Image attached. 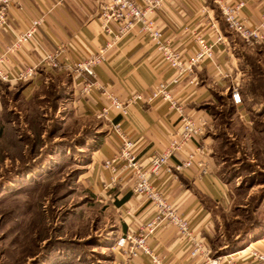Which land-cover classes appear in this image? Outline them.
I'll return each instance as SVG.
<instances>
[{"label": "crops", "instance_id": "0c3cea01", "mask_svg": "<svg viewBox=\"0 0 264 264\" xmlns=\"http://www.w3.org/2000/svg\"><path fill=\"white\" fill-rule=\"evenodd\" d=\"M222 1L235 4L238 0ZM240 1L239 17L244 25L253 27L264 16V0ZM97 7L98 0H15L8 4L6 21L0 24V54L4 53L13 35L22 31L31 19L41 17L33 38L24 41L17 50L4 54L1 65L8 74L36 65L34 76L23 82L20 89V95L25 99H32L34 91L49 75L66 76L67 104L73 116L96 119L97 123L91 130L90 142L93 146L84 187L95 195L99 203L109 205L114 211L117 218L114 238L128 229L136 230L150 216L152 209L145 197L131 192L133 177L128 171L117 172L114 182L108 186L111 171L102 166V160L114 153L120 141L119 135L111 128V122H117L120 133L133 140L139 160L159 152L178 127L175 111L169 110L159 97L148 98L158 82H166L184 111L190 117L200 116L205 128L201 135L192 138L185 146L186 151L195 153L192 165L173 175L161 170L156 176H151L152 184L166 193L172 209L188 220L193 233L209 247L212 254H228L252 241H257V249L264 251V230L252 233L241 241H236L237 234L231 235L233 241L222 240L220 221L231 209L233 199L217 173L211 152L214 114L210 109L226 95L244 122H248L251 115L264 111V103L254 101L246 91L251 75L243 58L244 54L256 55V61L264 69V43L246 45L227 28L211 0H164L153 16V26L161 31L163 39L182 56H189L198 48L195 36L211 45V54L196 64L189 75L172 82L171 68L160 60L147 34L132 26L113 41V35L117 34L116 24L111 22L109 31H102ZM262 32L264 35V29ZM107 42H111L108 47ZM58 45L63 47L58 58L68 63L79 56L105 49L101 63L94 66V79L100 89H93L89 95L82 96L79 94L80 79L76 74L50 69L40 63L45 53L57 52ZM231 85H235L240 94L238 105L232 104L227 95ZM103 89L120 101L131 94L140 98L126 106L124 115L111 106L104 117L96 118L95 111L108 100V96L101 93ZM196 148L200 151H195ZM172 162V159L168 161ZM146 242L161 259V264H202L200 257L188 256L179 234L171 227L157 228L146 238ZM109 250L111 264L126 263L111 246ZM147 261V256L139 255L130 258L127 264H146ZM235 264L259 263L244 257L235 259Z\"/></svg>", "mask_w": 264, "mask_h": 264}, {"label": "rangeland", "instance_id": "374dc122", "mask_svg": "<svg viewBox=\"0 0 264 264\" xmlns=\"http://www.w3.org/2000/svg\"><path fill=\"white\" fill-rule=\"evenodd\" d=\"M65 77L32 99L0 82V264H111L117 218L84 187L97 122L73 116ZM213 106L211 152L233 199L219 230L244 240L264 230V111L244 122L226 95Z\"/></svg>", "mask_w": 264, "mask_h": 264}, {"label": "built area", "instance_id": "2783aa9c", "mask_svg": "<svg viewBox=\"0 0 264 264\" xmlns=\"http://www.w3.org/2000/svg\"><path fill=\"white\" fill-rule=\"evenodd\" d=\"M15 0H0V24L6 21V10L9 3ZM164 0H98L97 18L99 28L102 31H109L108 26L111 22L116 24L117 34L113 35L112 40L119 38L130 27L137 28L147 34L154 44L160 60L171 68L173 73L172 82H177L182 76L189 75L196 64L211 54V45L204 43L199 36H195L198 43L196 51L189 56H182L165 39L161 37V31L153 26V16L155 10ZM216 4L223 21L227 28L239 37L248 46L256 43H264V16L253 27L244 25L238 14V8L242 1L238 0L235 4H226L222 0H211ZM204 9V7H202ZM41 22L40 18L31 19L22 31L13 35L10 42L5 46L3 54H0V82H25L31 79L36 71V65H28L23 70L8 74L2 67L1 62L4 54L17 50L24 41L33 38L36 29ZM111 41V42H113ZM111 42H107L108 47ZM59 50L50 54L45 53L40 63L47 68L69 71L76 74L79 79V94L89 95L93 89H100V85L94 79V66L100 64L105 49L90 52L86 56H79L73 62H64L58 57L63 50L61 45ZM106 47V48H107ZM230 100L232 104H240L241 97L237 92V87L231 85L229 88ZM101 93L108 96L107 103L99 110L95 111L96 118L104 117L108 108L114 106L120 115L125 114L128 104L139 99V95L131 94L124 101H120L117 96L101 90ZM149 99L159 97L169 110L177 113L178 127L174 133L166 140V144L157 153L145 156L143 161L136 156L134 142L132 139L120 133L117 122H111V128L119 135V145L114 153L107 159L102 160V166L111 171L110 186L117 172L128 171L133 181L130 190L134 194L142 195L150 205L152 212L136 230L128 229L114 238L111 249L124 259L125 264L130 258L139 255L147 256L146 264H161V259L146 242L157 228L168 226L173 228L180 236L187 249L189 257H200L202 264H235V259L248 257L264 264V251L252 246V242L244 244L239 250L228 254H212L209 247L199 240L188 225V220L172 209L167 200L166 193L162 189L154 186L150 180L151 176H156L161 170L168 175H173L192 165L195 156L194 151L185 150V146L192 138L201 135L205 128V123L200 116L190 117L182 108L181 102L176 100L169 91L166 82H158L149 93ZM195 151H200L196 148ZM180 154L182 156H180ZM172 159L170 164L168 161ZM198 165L201 163L196 161Z\"/></svg>", "mask_w": 264, "mask_h": 264}, {"label": "trees", "instance_id": "16d2710c", "mask_svg": "<svg viewBox=\"0 0 264 264\" xmlns=\"http://www.w3.org/2000/svg\"><path fill=\"white\" fill-rule=\"evenodd\" d=\"M243 58H245V60L247 61L249 67V75H251L248 83L246 84V91H248V93L252 96V99L254 101L260 100L261 102L264 103V69H262L260 64L256 61L257 60L256 55L253 56V55L244 54ZM21 87H23V84L21 85ZM228 92L227 95L229 94L230 96V92L229 93ZM210 109L215 116L216 114L215 107L213 106ZM237 240L241 241V238H237L236 241Z\"/></svg>", "mask_w": 264, "mask_h": 264}]
</instances>
